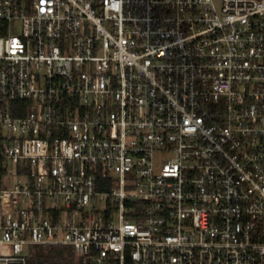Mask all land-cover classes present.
<instances>
[{
	"label": "built area",
	"instance_id": "2783aa9c",
	"mask_svg": "<svg viewBox=\"0 0 264 264\" xmlns=\"http://www.w3.org/2000/svg\"><path fill=\"white\" fill-rule=\"evenodd\" d=\"M0 264H264V0H0Z\"/></svg>",
	"mask_w": 264,
	"mask_h": 264
},
{
	"label": "trees",
	"instance_id": "16d2710c",
	"mask_svg": "<svg viewBox=\"0 0 264 264\" xmlns=\"http://www.w3.org/2000/svg\"><path fill=\"white\" fill-rule=\"evenodd\" d=\"M60 249H61V248H60ZM60 249L58 248V249H56V250L53 252V254H54V256H55V257H53V259H56V258H57V255L60 253V252H59Z\"/></svg>",
	"mask_w": 264,
	"mask_h": 264
}]
</instances>
